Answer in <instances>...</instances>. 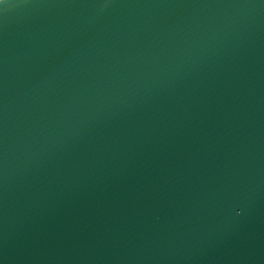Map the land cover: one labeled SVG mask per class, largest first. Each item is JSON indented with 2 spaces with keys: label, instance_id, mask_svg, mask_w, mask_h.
I'll list each match as a JSON object with an SVG mask.
<instances>
[{
  "label": "water",
  "instance_id": "1",
  "mask_svg": "<svg viewBox=\"0 0 264 264\" xmlns=\"http://www.w3.org/2000/svg\"><path fill=\"white\" fill-rule=\"evenodd\" d=\"M0 264H264V0H0Z\"/></svg>",
  "mask_w": 264,
  "mask_h": 264
}]
</instances>
